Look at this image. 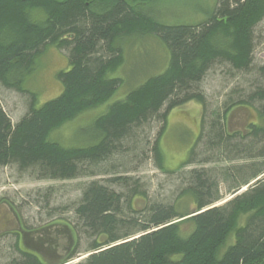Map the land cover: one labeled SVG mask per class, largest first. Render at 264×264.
I'll return each instance as SVG.
<instances>
[{
  "label": "trees",
  "instance_id": "trees-1",
  "mask_svg": "<svg viewBox=\"0 0 264 264\" xmlns=\"http://www.w3.org/2000/svg\"><path fill=\"white\" fill-rule=\"evenodd\" d=\"M145 7L141 0H0V86L28 102L16 124L0 102V168L14 167L36 181L110 176L83 186L81 199L68 209L70 224L58 220L36 229L19 218L21 228L42 234L50 249L60 227L76 236L61 261L24 247L17 230L12 234L20 258L9 264H264V66H253L264 0H217L193 25L163 24ZM148 35L166 46L165 70L108 106L92 124L93 146L49 142L53 131L114 97L124 84L110 77L125 62L123 42ZM49 46L68 55L70 68L58 76L60 96L38 106L37 95L23 86ZM218 67L232 81L242 74L255 79L233 85L214 107L202 83ZM191 102L202 108L200 130L181 165L169 170L161 146L169 115ZM237 109L255 111L242 130L228 124ZM154 122L161 128L141 155H151L156 168L179 184L167 204L127 175L136 167L122 165L120 172L115 160L131 155L126 144ZM227 195L232 198L220 205ZM188 223L193 230L185 233ZM233 234L234 244L221 255ZM80 236L90 241L89 256L71 263L81 253Z\"/></svg>",
  "mask_w": 264,
  "mask_h": 264
},
{
  "label": "rangeland",
  "instance_id": "rangeland-1",
  "mask_svg": "<svg viewBox=\"0 0 264 264\" xmlns=\"http://www.w3.org/2000/svg\"><path fill=\"white\" fill-rule=\"evenodd\" d=\"M141 2L146 5V13L163 24L193 25L206 19L217 0H141ZM257 33L258 45L254 53L253 66L262 67L264 66V21L258 26ZM122 45L125 62L116 72L110 74L111 78L124 79L121 88L106 105L86 111L53 131L48 137L49 142L58 143L65 148L93 146L96 140L93 138L92 124L107 111L108 106L123 99L151 76L161 74L165 70L168 51L159 38L153 35L138 36L125 40ZM69 68L68 55L54 46H49L37 57L35 70L26 78L23 87L37 95L38 106H41L60 96L63 88L58 76ZM226 74L224 68L218 67L215 71H211L202 83L208 101L214 107L224 102V97L231 91L233 85L238 84L242 87L244 82L255 79L254 75L242 74L232 81ZM0 102L13 124L18 123L28 112L25 95L2 86H0ZM201 116L202 108L194 102L175 109L169 115L167 130L161 141L167 169H177L186 158L199 133ZM254 119L253 109L249 111L237 109L230 116L228 124L232 130H242ZM160 128L161 125L156 122L150 127H144L138 133L137 141L133 140L126 144V148L133 149V153L130 155L126 152V155L115 160L118 161L120 172L123 170L122 165L131 169L136 167L137 171L127 175L141 180L150 198L167 204L171 202L172 196L176 195L179 184L176 179L156 168L151 155H145L146 157L141 155L151 148ZM197 150L202 154L205 151L204 145L201 144ZM109 178L110 176L107 175H98L72 181H36L30 176L20 174L14 167L0 168V264H9L12 260L20 258L19 252L14 248L15 236L12 234L17 230L23 232L24 240L27 241V245L23 242L24 247L38 251L39 245L34 244L37 241L43 247H47V243H43L42 234H25L27 231L21 228L20 217L27 227L36 229L44 228L58 220L70 224L74 222V215L69 213L68 209L81 199L83 186L94 180L106 182ZM246 189L243 188L237 194ZM222 192L225 195L224 188ZM231 198L230 195L225 196L220 205ZM60 228L57 232L53 231L50 238H54L51 246L56 247V262L61 261L66 256L65 253L69 254L77 242L76 236H71L70 240L68 231H65L64 227ZM183 230L185 233H190L193 230L192 224H185ZM80 237L81 253L71 263L80 262L89 256L85 249L90 241L84 236ZM234 242L233 234L223 247L221 255Z\"/></svg>",
  "mask_w": 264,
  "mask_h": 264
},
{
  "label": "flooded vegetation",
  "instance_id": "flooded-vegetation-1",
  "mask_svg": "<svg viewBox=\"0 0 264 264\" xmlns=\"http://www.w3.org/2000/svg\"><path fill=\"white\" fill-rule=\"evenodd\" d=\"M20 230H21V228H20ZM25 234L27 235V234H31V233H25ZM22 235H23V232H22ZM68 237L71 240V235L69 233H68ZM24 238H25L24 236H21L22 241L25 243V245H27V243H26L27 241L24 240ZM32 243H33V241H32ZM34 244L39 245L38 247L40 248V250L35 251V252H37L38 254H40L43 257H46V258L50 259L51 261L56 260V248L50 249V246L49 247L48 246L47 247H43L42 244H39L38 241L35 242ZM28 249H30V248H28Z\"/></svg>",
  "mask_w": 264,
  "mask_h": 264
}]
</instances>
